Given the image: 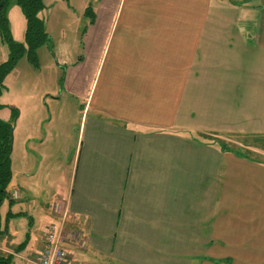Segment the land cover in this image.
<instances>
[{"label":"crops","instance_id":"crops-1","mask_svg":"<svg viewBox=\"0 0 264 264\" xmlns=\"http://www.w3.org/2000/svg\"><path fill=\"white\" fill-rule=\"evenodd\" d=\"M92 3L82 55L65 68L79 131L47 178L44 232L33 253L10 243L16 230L0 252L34 264L62 201L65 226L80 233L65 242L76 264H264V161L240 147L264 136V0ZM8 55L0 41V64ZM7 107L0 121L21 143L50 125L32 107L16 120ZM223 134L225 148L209 137ZM50 157L46 145L41 163ZM18 173L16 199L44 196L36 171Z\"/></svg>","mask_w":264,"mask_h":264},{"label":"rangeland","instance_id":"rangeland-1","mask_svg":"<svg viewBox=\"0 0 264 264\" xmlns=\"http://www.w3.org/2000/svg\"><path fill=\"white\" fill-rule=\"evenodd\" d=\"M44 2L45 7L40 11L39 17L45 23V29L51 42L39 48L37 65L31 63L26 56L20 58L0 92V118L11 113L12 109L7 107L9 104L18 108V111H15L18 114L14 120L20 114L19 109L27 111L29 107H32L38 110L39 116L42 114V117H45L44 121L49 119L47 123L50 124L47 126L44 123L41 131L38 130L40 126H37L35 138L31 142L27 139L21 143L20 138L14 137L13 133L11 162L14 164L18 160V165L22 166H18L19 168L14 166V171H12V178L7 186V197L0 206V225L5 233L2 236H12L14 230L17 231L16 236L19 237L11 240L10 243L18 248L21 256L35 252L37 232H44L45 222L39 214L41 209L38 207L46 208V203L54 193L50 179L47 178H54L57 171L65 167L60 162L59 148L66 142L69 145L70 154L75 146L80 126L78 116L80 104L78 99L67 95V89L64 87L65 68L76 63L82 55L79 20L89 6L92 10L93 4L92 0H45ZM7 16L13 40L24 43L27 26L21 7L16 4L11 5ZM0 41H3L1 34ZM23 114V119H25L24 116L27 113L23 112ZM209 137L225 143L224 134ZM240 139L244 143V146H240L241 148H247V152L264 161V136H248V138ZM46 145L51 149V157L41 163ZM31 156L34 157V161ZM68 157L70 158V155ZM21 167L28 169L29 172L36 171L38 178L44 180L41 184L44 185L42 188H45L44 196L40 195L34 199L29 198L27 194V196L24 195L25 197L20 194L22 199L20 197L16 199L15 188L17 187L20 191L16 177ZM29 207L31 208L29 213L35 217V223L26 215ZM22 213L25 215L22 216ZM15 215L23 218L16 219ZM0 245L8 247L1 238ZM13 264L23 263L20 258L15 257Z\"/></svg>","mask_w":264,"mask_h":264},{"label":"trees","instance_id":"trees-1","mask_svg":"<svg viewBox=\"0 0 264 264\" xmlns=\"http://www.w3.org/2000/svg\"><path fill=\"white\" fill-rule=\"evenodd\" d=\"M45 0H0V34L8 45L9 55L7 60L0 64V92L5 87L7 75L14 70L18 61L23 56L37 65L39 48L49 44L50 37L45 29L44 21L39 17L40 11L45 7ZM16 4L21 7L27 21L25 42L18 43L10 34L8 8ZM91 6L86 13H91ZM1 107V105H0ZM16 111H18L16 109ZM13 144V125L0 121V206L7 197V186L12 178L11 153ZM225 148V143L223 144ZM12 215V214H11ZM0 225V236L4 235ZM18 250V248H17ZM0 264H13L12 254L0 252Z\"/></svg>","mask_w":264,"mask_h":264},{"label":"built area","instance_id":"built-area-1","mask_svg":"<svg viewBox=\"0 0 264 264\" xmlns=\"http://www.w3.org/2000/svg\"><path fill=\"white\" fill-rule=\"evenodd\" d=\"M51 208L61 216V220L47 226L43 247L36 255L34 264H76L74 253L65 245V242L79 238L80 233L65 226L67 206L64 202L56 201Z\"/></svg>","mask_w":264,"mask_h":264}]
</instances>
